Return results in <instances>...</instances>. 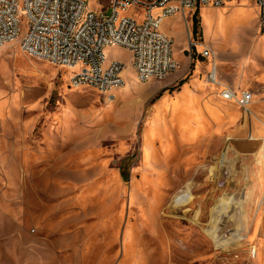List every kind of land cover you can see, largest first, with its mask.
<instances>
[{
    "label": "rangeland",
    "instance_id": "374dc122",
    "mask_svg": "<svg viewBox=\"0 0 264 264\" xmlns=\"http://www.w3.org/2000/svg\"><path fill=\"white\" fill-rule=\"evenodd\" d=\"M186 13L161 26L174 57L209 63L202 44L218 62L253 58L263 36L256 4ZM230 13L241 20L225 45L206 27ZM106 55L126 64V85L102 93L29 57L20 39L0 48V264H264V105L257 115L237 106V120L200 131L205 109L198 119L167 113L147 155L154 105L194 71L142 84L129 51Z\"/></svg>",
    "mask_w": 264,
    "mask_h": 264
},
{
    "label": "built area",
    "instance_id": "2783aa9c",
    "mask_svg": "<svg viewBox=\"0 0 264 264\" xmlns=\"http://www.w3.org/2000/svg\"><path fill=\"white\" fill-rule=\"evenodd\" d=\"M230 1L256 4L264 34V0H0V48L20 39L29 57L76 68L71 78L75 87L108 93L125 86L127 68L108 59L109 47L130 52V66L140 83L163 81L181 68L173 55V39L161 31L164 20ZM189 41L192 51L198 43ZM201 55L211 64L208 82L222 86V98L248 112L253 93L245 89L238 94L222 85L212 48L203 45Z\"/></svg>",
    "mask_w": 264,
    "mask_h": 264
},
{
    "label": "crops",
    "instance_id": "0c3cea01",
    "mask_svg": "<svg viewBox=\"0 0 264 264\" xmlns=\"http://www.w3.org/2000/svg\"><path fill=\"white\" fill-rule=\"evenodd\" d=\"M178 16H180V15H178ZM178 16H175V17L177 18ZM170 18H172V17H170ZM259 38H261V39L259 41H257V45H256V48L254 51L253 58H248L245 61L242 60L239 63H235L232 59L224 60L221 62L217 61L218 78H219V81L223 85L230 87L232 90H234L238 94H240V92L242 90H245V89L252 90L253 95H254V102L250 106V111L254 112L256 115L258 113H260V111H261L260 109L262 108V105H264V101H263V98H264V34H263V36H261ZM202 48H203V46L199 45V52L202 50ZM175 59L181 64V68L177 73H175L174 75L170 76L167 79V81L165 82V85H172L177 80L184 78L191 71H194L192 77L186 83H184L182 88L183 87L185 88L186 86H190L189 91L197 93L200 97L212 95L214 98H218V100L220 101L219 103L223 107L226 106V108H237L236 115L234 116V118L229 119V120L234 122L235 120L238 119V117L241 115L238 111L239 106L236 105L235 103L224 100L220 96V92L222 90L220 86L212 85V84L210 85L208 83L207 74L211 69L210 63L204 64L201 62H197L195 64V60L192 59V57L190 55H189V57H187L186 55H178L177 58L175 56ZM202 73H205V74L207 73L206 78L201 79ZM182 88L178 92L184 90V88L183 89ZM192 89H193V91H192ZM178 92H176V93H178ZM176 93L171 94L169 96L162 97V99H160L154 105L153 110H152V115L156 111V108H155L156 105H158L160 103L163 104L164 101L166 100V98H167L166 102L167 103L170 102L169 101L170 98L173 95H175ZM181 110L182 109L178 110V112H180ZM182 112H183V110H182ZM167 113L168 114L169 113L174 114V111L170 110ZM165 117H166V115H165ZM172 126H176L178 128V125H172ZM191 136H192V133H191ZM150 141H148V142L145 141V153L147 155L149 154L150 150L152 149V145H151ZM168 141L170 142V139L166 138V142H167L166 144L167 145L163 149H166L168 146L171 145V144L170 145L168 144L169 143Z\"/></svg>",
    "mask_w": 264,
    "mask_h": 264
},
{
    "label": "bare ground",
    "instance_id": "6f19581e",
    "mask_svg": "<svg viewBox=\"0 0 264 264\" xmlns=\"http://www.w3.org/2000/svg\"><path fill=\"white\" fill-rule=\"evenodd\" d=\"M207 7H209V6H207ZM234 14L235 13H232V14L230 13L229 15H225L224 16V22H220V19H219L218 22L221 23L219 25H217V24L213 25L211 22H209L208 26L206 27V32L211 33V36L220 34L222 37L223 43L225 45H227V40L229 39V36L231 35V33L233 31V26L241 20V13L240 14L236 13L237 15L236 14L234 15ZM230 43H231V41H230ZM213 53L216 57V55H217L216 50L213 49ZM216 59H217V57H216ZM74 69H76V68H74ZM74 69H72V68L69 69V70H71L72 74L74 72ZM68 76L71 77L69 74H68ZM209 84L211 85V83H209ZM220 87L222 88V86H220ZM189 89H190V86H186L184 88V90L173 95L169 100L170 102L167 103L166 102L167 98H166V100L164 101L163 104L160 103V104L156 105V107H155L156 111L151 116L149 123L146 127V131H145V135H144L146 142H148L152 139V135H154V133H153L154 131H161L162 130L163 124L166 120L165 115L170 110L176 112V111L182 109L184 113L190 112L194 119H198V117H200V115L202 114L203 109H205L206 110V117L204 118L202 124H199V128H197L198 129L197 131L204 130V129L208 128L209 126H211L214 121H219L223 117L232 115V114L237 112V108H226V106L223 107L220 103H218L217 101H214L213 100L214 98L212 99L209 96L200 97L197 93L190 92ZM192 91H193V89H192ZM221 97H222V95H221ZM182 110L180 112H182ZM188 119L191 120L192 118H188ZM185 123H187V122H185ZM182 124L183 123L181 122L180 125H182ZM185 125L186 124H184L183 126H185ZM183 128L186 129V127H183ZM187 128H188V126H187ZM191 133H192V137L195 136L196 130L191 132ZM186 197H187V194H184V195L181 194V196H179V201L180 202L184 201Z\"/></svg>",
    "mask_w": 264,
    "mask_h": 264
},
{
    "label": "trees",
    "instance_id": "16d2710c",
    "mask_svg": "<svg viewBox=\"0 0 264 264\" xmlns=\"http://www.w3.org/2000/svg\"><path fill=\"white\" fill-rule=\"evenodd\" d=\"M197 22H198V21H197V18H196V16H195V26L197 25Z\"/></svg>",
    "mask_w": 264,
    "mask_h": 264
}]
</instances>
